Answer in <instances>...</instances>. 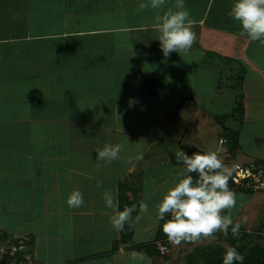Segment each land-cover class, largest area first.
Wrapping results in <instances>:
<instances>
[{"label": "crops", "instance_id": "0c3cea01", "mask_svg": "<svg viewBox=\"0 0 264 264\" xmlns=\"http://www.w3.org/2000/svg\"><path fill=\"white\" fill-rule=\"evenodd\" d=\"M142 2L0 0V261L6 252L12 257L18 251L25 261L8 264H48L38 246L50 243L48 238L55 234L59 246L61 233L55 227L64 225L71 261L58 255L49 264H132L127 253L139 251L132 246L157 238L162 222L156 218L157 205L184 167L177 163V151H214L234 168L237 163L264 162V44L239 35V23L228 16L233 0H185L196 40L186 53L173 52L167 58L156 40L154 17L158 11L175 10V0H168L161 10H140ZM168 67H175L173 74L187 76L188 68L192 75L201 68L216 78L235 79L242 94L239 98L235 93L234 102L219 108L212 103V93H202L200 103L193 99L195 92L189 101L178 95L195 108H180L175 134L174 125L164 118L168 108H152L151 102L169 92L151 93L146 83L143 88L140 84L146 75L169 90L162 78L170 72ZM110 69L118 70L116 75ZM131 80L133 93L130 88L128 92L144 100L114 105L120 84ZM238 103L242 110L234 111ZM131 111L140 115L133 122L108 124L107 116ZM218 114H224L222 119ZM78 116L93 128L80 124ZM97 117H105L104 123H95ZM228 119L233 123L227 125ZM212 125L220 131L218 146L206 133ZM233 129L239 133L237 149L228 140L220 142ZM174 141L177 149L171 146ZM116 143L124 146L117 160L96 159V148ZM141 153L143 158L137 160ZM74 189L83 193L85 203L79 208L66 203ZM231 189L237 195V206L231 210L234 222H249L248 210L255 209L252 204L257 201L254 194ZM106 190L116 194L120 208L148 204L147 212L140 213L138 206L132 213L133 233L127 242L123 231L111 226L112 211L103 201ZM61 215L66 216L63 221ZM220 234L172 245L170 252L180 254L185 245L191 251L186 262L196 264L201 251L231 246L217 239L237 241L231 233ZM139 252L150 257L151 264H178L174 254Z\"/></svg>", "mask_w": 264, "mask_h": 264}, {"label": "clouds", "instance_id": "9594fccd", "mask_svg": "<svg viewBox=\"0 0 264 264\" xmlns=\"http://www.w3.org/2000/svg\"><path fill=\"white\" fill-rule=\"evenodd\" d=\"M168 0H144L140 10L151 8L161 10ZM228 16L240 25L239 35L249 42L264 44V0H233ZM154 29L158 33L156 40L165 58L173 52L186 53L196 40L190 12L185 7V0H175V10L167 9L154 17ZM227 139V138H225ZM224 144V143H223ZM120 143L106 144L96 150L98 161L117 160L123 150ZM177 163H182L180 178L168 189L157 205L156 218L163 221V232L173 245L182 242L199 241L202 238L214 237L217 233L225 237L231 233L236 238L240 235L241 224L234 222L231 210L237 206V195L229 187L235 168L223 163L214 151L193 152L184 150L176 152ZM143 154L136 156L137 160ZM192 173H196L194 178ZM105 207L112 211L110 223L116 232L124 230L125 225L133 219L132 213L137 205L124 206L121 210L116 194L106 190L103 193ZM67 205L79 208L85 201L83 193L74 189L68 196ZM148 204L139 203V212H147ZM227 213V214H226ZM140 215L135 217L138 222ZM119 260V258H116ZM244 255L234 246L224 249L222 264H244ZM127 260L132 264H151L150 257L143 252L127 253Z\"/></svg>", "mask_w": 264, "mask_h": 264}, {"label": "rangeland", "instance_id": "374dc122", "mask_svg": "<svg viewBox=\"0 0 264 264\" xmlns=\"http://www.w3.org/2000/svg\"><path fill=\"white\" fill-rule=\"evenodd\" d=\"M160 68V67H158ZM166 67H163V69L165 70ZM224 68V66H222V69ZM172 69V70H171ZM170 69V67H168L167 71L169 73H164L162 74V78L166 79V81L168 82L169 85V90L166 89L165 84H160L158 81H153L151 80L152 78H150L149 76L144 75L143 78L140 79V84H141V88H143V86H145V83L147 84V89L155 92V91H162V92H169L166 95H163L162 93V99L159 100V98L155 99L152 98L151 102H152V108H156V109H160V107L163 108H168L167 110V115L164 116V118L167 120L169 118L170 124L174 125V127H171V129L173 130V133L177 134L178 133V123L176 124L178 117H180V115L178 114L179 110L181 107H191L193 108V105H190L189 103L185 102V99H188L190 97H193V99L195 100V102H199V97L202 95V93L206 94V93H212L213 94V98H212V103L214 104V106H218L219 107H228L230 105V103L234 102V98H235V93H238L237 95L241 96L242 93H240L239 86L241 84H239L238 86L236 85V81L235 79H229L228 77L223 76V78H216V76L214 74H211L207 71H205L204 73H202L201 68H196V70H193V74H190V70L188 68H185L188 70V75H182V73H174L173 74V70L175 69V67H172ZM205 69V68H204ZM160 70V69H159ZM110 71L113 72H117L118 70L115 71V69H110ZM166 71V70H165ZM160 73L161 70H160ZM114 74V73H113ZM110 75V74H109ZM116 75V74H114ZM142 79H144V82H142ZM133 80H131L130 82H124L121 83L119 86V93L117 98L114 99L113 104L116 106H122V104H126V103H138V102H142L144 100V97H140V96H135L133 98V96L131 95V93L128 92V88H130V92L133 93V91L131 90L133 88V84H132ZM158 84V85H157ZM161 88H159L160 86ZM137 86V85H136ZM159 86V87H158ZM221 86V88H219ZM125 89H127V92L125 91ZM219 90H222L223 93H219ZM237 90V92L235 91ZM117 91V89H116ZM197 91V93H196ZM192 92H195V94L192 96ZM219 93V95H218ZM178 95H183L182 99L180 100ZM190 95V96H189ZM99 99V98H97ZM112 100V98H110V101ZM199 100V101H198ZM90 100H88L89 102ZM94 102L97 100H93ZM177 101H180L177 102ZM254 103L255 101L252 100ZM176 103L179 105L177 106ZM200 103V102H199ZM211 103V106H212ZM85 106L88 107V105L85 103ZM91 108H93V105H90ZM150 106V105H149ZM237 106V105H236ZM170 107V108H169ZM184 107V108H185ZM195 108V107H194ZM144 107H140L139 108V112L141 113L143 111ZM232 109H230L231 112ZM234 111H237V109H233ZM111 112V110L109 111ZM133 111H131V114H120V115H109L108 117V124H113L114 122L116 123V121L118 122V124L122 123V121L124 122H133L137 116H140L139 114L132 113ZM233 112V111H232ZM221 115V119H222V115L224 114H218ZM237 115V114H236ZM85 118H89L90 116L85 114L84 116ZM163 118V122H165ZM104 119L105 117H103V119H100V117H97V119L95 120V123H99V122H103L104 123ZM78 120L81 121L80 124L82 125H88L90 124V121L88 122L87 119H83L81 117L78 116ZM229 121H227V125L228 123H233L231 119H228ZM176 124V125H175ZM239 125L242 127V123H239ZM90 126V128H93V125H88V127ZM233 126V125H232ZM240 130L242 128H239ZM234 131H236V129H233ZM219 128H216V125H212V127L210 129H208L206 131L207 135L209 136V141H211V143H213V145L218 146L219 145V137L221 136L219 133ZM226 131H224L225 133ZM238 132V130L236 131ZM78 134H79V130H78ZM195 134V133H194ZM227 135V132H226ZM181 137V136H179ZM194 138L198 139L196 137V135H193ZM193 139V138H192ZM194 139V141L196 142L197 140ZM169 145V143H168ZM221 145V144H220ZM158 146V144H157ZM156 146V147H157ZM172 147H174V149H177L178 147L175 146V141L171 144ZM228 144H225L224 147H228ZM96 150H98V148H96ZM62 159V158H61ZM238 164V163H237ZM235 164V166L237 165ZM241 164V163H239ZM250 164V163H249ZM251 164H254V162H252ZM231 166H234V163L231 162ZM253 199H256L257 201L252 204L253 206H255L253 208H250V210H248V213L250 214V220L247 223H243L241 224V229H240V235L237 237V244H248L249 246H254L256 244H260L264 247V193H254ZM258 208V209H257ZM247 212V211H246ZM244 213H242L241 217L243 218ZM62 216V221L64 220L63 218H65V215H61ZM246 218L248 216H245ZM60 231V238H61V242L59 244V246H57V239H56V234L54 235V239L52 238H48V241H51L50 243L48 242L47 244L44 245H39L38 247L41 249L40 251L43 253H45L48 256V259H46L47 263L49 264L52 261H55V257H57L58 255H60L61 259H69V261H71V252H70V248H69V243H67L66 240V236H68V231L66 233V229L64 225H61L60 227L56 228L55 227V232ZM244 235H248V236H244ZM53 236V235H52ZM221 237V234L219 235ZM244 236V238H243ZM220 241V243L225 244L226 246L230 245V243L232 244V239L231 237L228 239V242H225L224 238L222 239H217ZM53 242V243H52ZM183 244V243H182ZM170 246H172L173 244L169 243ZM220 246V245H219ZM58 247L61 248L58 250ZM185 247V245H184ZM181 249L180 254L179 253H171L170 249L168 254L169 255H173V261L175 263L178 264H190L187 263L185 260V255L187 253H191L187 252L188 249L184 248ZM29 260V259H28ZM66 262L64 264H79V263H73V262ZM30 261H28L29 263ZM32 262V260H31ZM130 263H132L130 261ZM32 264V263H31ZM45 264V263H43ZM82 264H88V262L86 263H82ZM91 264V263H89ZM112 264H117L112 262ZM120 264V263H118Z\"/></svg>", "mask_w": 264, "mask_h": 264}, {"label": "trees", "instance_id": "16d2710c", "mask_svg": "<svg viewBox=\"0 0 264 264\" xmlns=\"http://www.w3.org/2000/svg\"><path fill=\"white\" fill-rule=\"evenodd\" d=\"M159 88H161V86ZM151 93H152V91H151ZM235 108L238 111H241L242 110L241 103H238ZM227 137H228L227 140L229 142L228 144L231 146V148L237 149L239 147V144H240L239 143V133L234 131V130H227ZM254 164L256 166H259L261 164H264V162H254ZM244 165H252V164L246 163ZM192 175L194 178L197 177L196 173H192ZM229 187L241 190L242 192H245V193L254 194V192H252L246 188L239 187V186L236 187L232 178L229 180ZM132 205H134V204H132ZM135 205H137V209H138L139 205L137 203H135ZM124 206H126V205L123 204L121 206V210L123 209ZM162 224H163V221L161 222V224L159 226L158 235H157V238L155 241L149 242L147 244L132 246V249L144 251L148 255H151V256L153 254L157 253V255H160L162 257H166L168 254L161 255L159 252V248H158L160 243H165L170 248V245H169L170 242L168 240L167 235L162 230V227H161ZM132 233H133V223L131 221H129L124 227L122 240L127 242L131 238ZM245 236H248V235H245ZM231 246L236 247L238 249V251L244 255V257H245L244 264H264V247L262 245L256 244L254 246H249L246 243L239 245L234 240H232ZM223 253H224V248H220V247L219 248H213L211 250L201 251L200 253H198V258L194 261V263H196V264H222ZM23 256H24V253L17 251L11 257L9 255V251H8L4 254L2 260L0 261V264H8L9 262H11V260H12V262H14L16 260L17 261H25Z\"/></svg>", "mask_w": 264, "mask_h": 264}, {"label": "built area", "instance_id": "2783aa9c", "mask_svg": "<svg viewBox=\"0 0 264 264\" xmlns=\"http://www.w3.org/2000/svg\"><path fill=\"white\" fill-rule=\"evenodd\" d=\"M220 142L226 143L227 139L222 138ZM232 179L236 187H243L254 193H264V164H237ZM158 248L161 255L168 254L170 249L165 243H160Z\"/></svg>", "mask_w": 264, "mask_h": 264}]
</instances>
